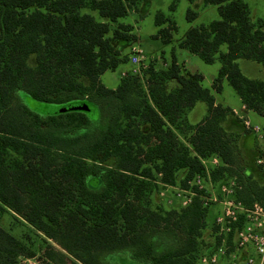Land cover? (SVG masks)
I'll return each instance as SVG.
<instances>
[{
  "label": "trees",
  "instance_id": "trees-1",
  "mask_svg": "<svg viewBox=\"0 0 264 264\" xmlns=\"http://www.w3.org/2000/svg\"><path fill=\"white\" fill-rule=\"evenodd\" d=\"M143 1L0 0V220L12 214L57 246L46 247L41 264H113L112 255L139 264H198L216 246L218 213L209 223L211 207L198 200L176 209L158 204L155 194L158 183L187 188L204 175L201 160H219L210 169L216 188L236 177L235 200L245 207L264 202V179L242 166L236 136L225 127L232 110L215 105L200 75L173 58L165 69L148 65L141 76L127 71L114 89L100 82L128 64L117 43L132 41L133 27L119 20ZM202 3L215 6L219 20L189 29L179 49L207 65L218 61L211 89L219 93L226 81L248 111L264 118V77L248 78L237 64L254 62L264 76V20L252 22L242 0ZM155 23V38L169 42L175 24L160 13ZM172 81L177 86L169 89ZM22 95L72 109L34 112ZM197 103L207 115L192 125L187 114ZM4 236L0 229V264H18L21 245Z\"/></svg>",
  "mask_w": 264,
  "mask_h": 264
},
{
  "label": "rangeland",
  "instance_id": "rangeland-1",
  "mask_svg": "<svg viewBox=\"0 0 264 264\" xmlns=\"http://www.w3.org/2000/svg\"><path fill=\"white\" fill-rule=\"evenodd\" d=\"M242 1L250 10L252 22H256L258 19L264 20V0ZM171 5H175L172 10L170 9ZM188 11L196 14L194 21L187 19ZM159 13L164 15L165 19L171 20L175 24L176 29L172 33L169 42L164 43L161 39L153 37L159 30V27L155 23V16ZM92 14L96 19H98V15L96 13ZM215 20H219L217 8L215 6L206 7L202 4L201 0L192 4L189 0H145L140 5L131 7L128 10V15L119 20L120 24L130 25L133 27L130 34L134 36L130 42L125 41L123 43V41H119V43H117V47L119 48V52H121L126 59H129L132 47H139L144 52V56L146 58L145 63L147 65L153 64L157 69H165L169 66L172 60V55L177 57V59L182 62L180 57L185 51L180 50L178 44L183 40L189 29L209 24ZM31 61L34 62V57H31ZM192 64L194 67L197 66L199 70L198 72L204 76L202 85L212 91L217 104L230 108H240L241 104L238 96L226 81L222 82V89L219 93H215L211 89V78H215L220 69V64L217 61L212 65H207L198 58H195ZM237 64L242 73L248 78L263 79L264 76L262 68L258 64L244 60H238ZM179 66L183 70V66ZM133 68L134 66L128 60L127 65L119 67L116 71L104 73L100 77V82L105 87L114 89L117 87L119 79L124 77L122 74H126L127 71H132ZM186 68L188 69V67ZM188 70L191 71L190 69ZM22 97L24 104L30 110L42 114H59L56 110L63 107L42 105L33 101L29 97L24 95H22ZM237 113L239 114L238 116L234 115L232 112L233 116L230 115L229 121L226 123L225 127H227L228 132H231V134L236 136V145L242 166L244 168L250 167L255 171L257 178L264 179V165L257 163L259 159L264 163V131L262 138L259 139L250 130H247L243 121L240 120L239 116L248 119L244 115L245 112L240 113L237 111ZM205 115L206 106L203 103H198L190 111L188 121L191 124H197L204 118ZM88 116L91 120H97L99 117L97 108L92 106ZM248 120L250 121V119ZM258 122H263L262 125H264V118H258ZM251 124L254 125L252 122ZM257 151L261 152L262 155L255 158ZM252 163H254L253 165L255 168L250 165ZM155 201L158 204L161 203L158 190L155 194ZM219 210V206H212L210 208L209 223L213 220V217L216 216ZM0 229L4 232V237H12L20 243L23 256L18 264H41L39 261L40 256H42L48 245L58 249L53 242L44 238L43 235L36 233L21 220L16 219L12 214H6L3 216L0 220ZM110 259L113 264H139L124 255H112ZM66 262L67 264H70L68 260H66Z\"/></svg>",
  "mask_w": 264,
  "mask_h": 264
},
{
  "label": "built area",
  "instance_id": "built-area-1",
  "mask_svg": "<svg viewBox=\"0 0 264 264\" xmlns=\"http://www.w3.org/2000/svg\"><path fill=\"white\" fill-rule=\"evenodd\" d=\"M144 52L139 47H132L129 62L134 66L132 73L141 76V72L148 69ZM136 67V68H135ZM125 76V74H122ZM242 112H248L242 105ZM233 114L238 116L237 111ZM247 130L259 139L262 138L264 125H252L248 119L239 116ZM204 175H198L189 180L187 188L165 186L158 183V195L162 205L176 209L185 208L198 200L202 207L219 206L215 217L214 239L216 246L208 255L199 258V264H264V202H255L251 207H245L242 202L235 200V195L241 186L236 177L228 179L217 188L214 186L210 169L220 166L216 157L201 160ZM258 164L264 165L262 160ZM158 179L161 174L157 175ZM160 181V180H157ZM237 228L230 244L233 228Z\"/></svg>",
  "mask_w": 264,
  "mask_h": 264
},
{
  "label": "crops",
  "instance_id": "crops-1",
  "mask_svg": "<svg viewBox=\"0 0 264 264\" xmlns=\"http://www.w3.org/2000/svg\"><path fill=\"white\" fill-rule=\"evenodd\" d=\"M198 1V0H197ZM201 2H202V0H201ZM203 4V3H202ZM205 6V5H204ZM207 7V6H206ZM156 36V34L153 36V37H155ZM159 39V38H158ZM179 45V44H178ZM181 50V49H180ZM182 51H185V50H182ZM173 58H175L176 60H177V62H178V64L179 65H181V66H183V71H185V72H187V73H190V74H198V75H200L201 77H202V79H204V76L201 74V73H199L198 71V68H197V66H195L194 67V65L192 64L193 62H194V59L195 58H198L197 56H195V55H193V54H190L189 52H187V51H185V52H183L182 54H181V57H180V59H181V61L182 62H180V60H178L177 59V57H175L174 55H172V58L171 59H173ZM199 59V58H198ZM200 60V59H199ZM201 61V60H200ZM216 62V61H215ZM214 62V63H215ZM218 62V61H217ZM251 62V61H250ZM213 63V64H214ZM219 63V62H218ZM212 65V64H211ZM186 67H188V69H190L191 71H189ZM124 71V70H123ZM214 79L215 78H211V87H212V85H213V82H214ZM177 86V83L175 82V81H172V82H169V84H168V88L169 89H173V88H175ZM221 89H222V84H221ZM240 100V99H239ZM198 104V103H197ZM240 104H241V101H240ZM215 105H217V103L215 102ZM196 106V105H195ZM223 106V105H222ZM223 107H227V106H223ZM228 108H230V107H228ZM231 110H232V112L233 111H238V112H240V113H243L242 111H241V109H242V104H241V106H240V108L239 109H236V108H230ZM190 113V112H189ZM189 113L187 114V119H188V115H189ZM206 115H207V109H206ZM206 115L204 116V118L206 117ZM248 119H250V121L254 124V125H262V123L263 122H258V118H260L259 116H257V115H255V114H253L252 112H250V111H248V112H245V114H244ZM203 118V119H204ZM202 119V120H203ZM263 119V118H262ZM201 120V121H202ZM200 121V122H201ZM189 122V121H188ZM199 122V123H200ZM190 123V122H189ZM191 124V123H190ZM198 124V123H197ZM192 125H196V124H192Z\"/></svg>",
  "mask_w": 264,
  "mask_h": 264
},
{
  "label": "water",
  "instance_id": "water-1",
  "mask_svg": "<svg viewBox=\"0 0 264 264\" xmlns=\"http://www.w3.org/2000/svg\"><path fill=\"white\" fill-rule=\"evenodd\" d=\"M71 109H72V107H70V106H68V107H62V108H58L56 110V112H58V113H65V112L70 111Z\"/></svg>",
  "mask_w": 264,
  "mask_h": 264
}]
</instances>
